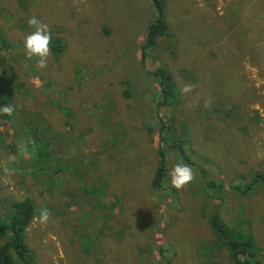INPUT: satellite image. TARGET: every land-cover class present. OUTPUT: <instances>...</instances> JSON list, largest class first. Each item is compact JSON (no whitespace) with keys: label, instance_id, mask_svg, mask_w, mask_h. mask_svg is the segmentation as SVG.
<instances>
[{"label":"rangeland","instance_id":"rangeland-1","mask_svg":"<svg viewBox=\"0 0 264 264\" xmlns=\"http://www.w3.org/2000/svg\"><path fill=\"white\" fill-rule=\"evenodd\" d=\"M161 15L165 32L142 48L152 0H0V76L16 109L0 125V219L13 200L35 213L33 256L11 249L15 264H241L211 227L216 209L227 237L245 222L236 234L248 226L264 262V183L242 191L264 167V0H163ZM32 16L51 30L44 68L24 49ZM156 69L174 85L164 105ZM177 163L195 175L180 190Z\"/></svg>","mask_w":264,"mask_h":264},{"label":"trees","instance_id":"trees-1","mask_svg":"<svg viewBox=\"0 0 264 264\" xmlns=\"http://www.w3.org/2000/svg\"><path fill=\"white\" fill-rule=\"evenodd\" d=\"M157 9L159 10V16L154 20L148 23V35L145 44L142 48L153 42V39L156 34L163 33L166 30L165 21L162 18L161 10L163 0H152ZM158 79L160 90L162 89L164 99L161 104H167L169 102V97L174 93V85L170 78V74L165 69H156L152 71ZM2 78L0 76V107H3L6 104L13 105L15 109V104L11 96H6L2 89ZM16 111V109H15ZM14 111V112H15ZM157 112V111H156ZM13 117V116H11ZM11 117L6 114H0V125H4L10 121ZM165 127L164 123L161 121L160 129ZM18 137L17 135L13 136ZM177 145H169L165 144L164 147L170 151L169 148L173 147L176 149ZM11 151H13L12 146H10ZM180 150V149H179ZM173 151V150H172ZM156 154L158 157L157 165L154 169L152 178L150 180V185L154 191L160 190L165 182V174L167 171V156L162 148V145H158L156 148ZM186 160L187 157L184 156ZM203 172V177L206 179L205 181V191L207 188H214L215 183L212 179L207 178V172ZM74 173V172H73ZM62 177L65 176V172H61ZM73 177H78L76 174H73ZM257 183L258 186L264 183V167L259 172L251 177L249 183L242 187V191L245 193L250 192L251 187L250 184ZM206 195V194H205ZM10 210L7 216V219H0V239L4 240V243L0 246V264H15V262L8 256L9 250H14L16 254L20 253L19 256L31 254L33 256V251L27 245L24 240L25 230L27 226L30 224L32 219L34 218V205L30 202L29 199L23 200H13L9 203ZM218 215L217 209L213 211L212 219H211V227L213 231L217 234L218 239L223 241L226 246L230 247L231 251L240 257L241 264H264L262 260L257 256L259 253V248L256 245L255 236L252 233L249 227L245 225V232L242 235H237L239 232V227L243 226L245 223L242 221V225H239L237 228H232L230 232L233 234L231 237H227L223 232V226L218 225L216 222V217ZM223 234V238L220 237Z\"/></svg>","mask_w":264,"mask_h":264},{"label":"clouds","instance_id":"clouds-1","mask_svg":"<svg viewBox=\"0 0 264 264\" xmlns=\"http://www.w3.org/2000/svg\"><path fill=\"white\" fill-rule=\"evenodd\" d=\"M28 25L34 29L24 39V49L28 57L38 58V67L44 68L47 66V58L51 52L50 43L52 40L51 30L49 25L40 21L37 17L32 16L27 21ZM193 86L188 84L182 89V93H188ZM211 104V99H206L204 106L208 107ZM14 107L11 104H6L0 107V114H6L11 117L14 114ZM171 177V186L177 190L183 189L187 184L195 179V175L191 166L185 163L175 164L169 172ZM49 210L44 208L40 210L39 221L41 224L47 223L49 219Z\"/></svg>","mask_w":264,"mask_h":264},{"label":"crops","instance_id":"crops-1","mask_svg":"<svg viewBox=\"0 0 264 264\" xmlns=\"http://www.w3.org/2000/svg\"><path fill=\"white\" fill-rule=\"evenodd\" d=\"M122 114H123V113H122ZM122 117H123V116H122ZM91 126H92V125L90 124L89 126H86V127H87V128H91ZM27 227H28V226H27Z\"/></svg>","mask_w":264,"mask_h":264},{"label":"water","instance_id":"water-1","mask_svg":"<svg viewBox=\"0 0 264 264\" xmlns=\"http://www.w3.org/2000/svg\"><path fill=\"white\" fill-rule=\"evenodd\" d=\"M206 181V180H205Z\"/></svg>","mask_w":264,"mask_h":264}]
</instances>
